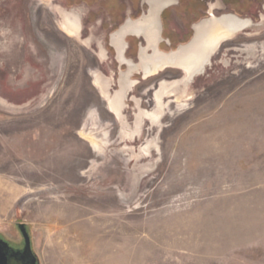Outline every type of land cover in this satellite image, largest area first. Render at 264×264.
I'll list each match as a JSON object with an SVG mask.
<instances>
[{"label": "rangeland", "instance_id": "1", "mask_svg": "<svg viewBox=\"0 0 264 264\" xmlns=\"http://www.w3.org/2000/svg\"><path fill=\"white\" fill-rule=\"evenodd\" d=\"M175 1L165 54L212 17L252 26L190 85L132 76L120 115L111 40L147 0H0V234L25 225L39 264H264V0Z\"/></svg>", "mask_w": 264, "mask_h": 264}, {"label": "flooded vegetation", "instance_id": "2", "mask_svg": "<svg viewBox=\"0 0 264 264\" xmlns=\"http://www.w3.org/2000/svg\"><path fill=\"white\" fill-rule=\"evenodd\" d=\"M155 2H157V0H147L146 4L148 5V8H149L148 14L144 15L142 17V19H140L138 21L128 20L126 25L123 26L119 32H117L116 34H114L112 36L111 48H113L114 51L116 52V56H117L116 59H118V61L121 64H123V66H127V71L122 73L120 76V80H119L120 90L113 96L112 103H111L112 108L116 109V111L120 115L122 114L124 106H125L124 101L126 99V96L128 95L129 92H131L133 87L137 84V82L132 80V76H134L135 74L142 75L144 79H149V77L151 78L154 76H158L159 74L164 73L165 71H167L169 69H174V70L186 72V70H184L182 68H172V67L165 66L166 68H164L162 71L158 72L155 75L152 74V72L154 70H156L155 68L158 66V65L155 66L157 61L160 62L158 64H161L163 57L172 56L175 54H180L182 49L191 45L190 44V45H186V46H181L178 51L171 52L169 54L160 53L159 51H157L156 47L159 46L160 43L162 42V38L160 37V34H159L161 32L160 20H156L155 22H153V21L150 22L151 25H149V23H147V22H146V24L144 23V18L147 17L151 11L155 10L154 9ZM168 3H169V5L166 6L164 9L171 7V6H174L177 2L175 0H169ZM230 16H236V15L227 14V15H224L220 18L212 17L210 19H206V20L202 21L201 23L195 25L193 27V31H194L195 36H194V40L192 43L195 42V38H196V34H197V28L199 27V25H201L202 23L209 22V21L214 20V19H221L223 17H230ZM245 20L249 21V23H252V21L249 19H245ZM65 25L68 27L67 29H71L72 31L79 33L80 26H81L80 25V18L77 15H68L67 17H65ZM128 37H134L137 40H141L140 48H139L140 51H139V62L138 63H133L132 61L127 60L125 57L127 50L129 49L127 41H126ZM143 38L145 39V41L147 43L145 49H143ZM221 42L222 41H220V42L218 41L217 44L216 43L212 44L211 42L207 43L206 41H204L201 43V47L202 46L203 47L201 48L202 50L198 51L197 58L199 60H201L203 57H205L207 55V56H209L208 57L209 62H206V65L204 67L203 72L199 75H196L195 77H197V76L199 77V76L203 75L205 72H207L208 68L212 65V60H213L214 56L216 55L217 48L219 47ZM148 51H150V52L148 53ZM190 54L192 55L195 53H190ZM152 59H153V61H152ZM184 59H185L184 56L177 59L175 64H178V65H176V66L179 67L180 65L185 64ZM185 60L187 62L190 61L188 58H186ZM162 63H163V61H162ZM198 64H200V62H198ZM165 65H166V63H165ZM185 74L187 75V72ZM192 81H191V83H192ZM159 95H160V93H158L157 99L162 98L161 97L162 95L160 97H158ZM110 112L114 115L113 111H110ZM142 119H143V113L140 114L139 116H137L138 134H139V132H141L140 129H141V124H142ZM0 240L5 241L10 248L8 250L7 249L5 250L3 248V246L0 245V257H1V259L3 257H5L6 264H30L28 260H25V261L21 260V256H20L19 252L23 251L24 246H22V247L16 246V245L10 243L1 234H0Z\"/></svg>", "mask_w": 264, "mask_h": 264}, {"label": "bare ground", "instance_id": "3", "mask_svg": "<svg viewBox=\"0 0 264 264\" xmlns=\"http://www.w3.org/2000/svg\"><path fill=\"white\" fill-rule=\"evenodd\" d=\"M169 0H157L154 4V9L153 11L150 12V14L144 18V23L146 24L150 22H155L156 20H159V17L162 13V10L169 5ZM252 26V23H249V21L239 18L237 16H230V17H223L221 19H214L206 23H202L199 25L197 28V34L195 38V42L192 43L190 46L184 48L181 50L180 54H175L172 56H165L163 57V64L161 61V64L159 61L156 62L155 66H157L152 74L155 75L158 72L162 71L165 66L172 67V68H182L186 70L187 76H188V81L187 85L191 83L193 78L196 75H199L203 72L204 67L206 65V62H209V56L203 57L201 60L197 58L198 56V51L202 50L201 48V43L206 41L207 43H216L219 41H223L225 39L234 37L238 34H241L244 32L246 29L250 28ZM160 34V33H159ZM190 53H195V54H190ZM182 56L188 58L190 61H186L184 59V63L180 65L179 67L176 66L178 64L176 63V60L181 58ZM153 61V59H152ZM200 62V64H198ZM147 77V76H146ZM160 92V97L162 94ZM158 103L161 104L162 102L160 98H158ZM159 110V109H158ZM154 120V119H153Z\"/></svg>", "mask_w": 264, "mask_h": 264}, {"label": "water", "instance_id": "4", "mask_svg": "<svg viewBox=\"0 0 264 264\" xmlns=\"http://www.w3.org/2000/svg\"><path fill=\"white\" fill-rule=\"evenodd\" d=\"M194 36H195V34H194ZM193 40H194V37L188 45L192 44ZM19 229H20L22 237L24 239V249H23V251L19 252V254L21 256V260L22 261L28 260L30 264H39V260L36 256V254L33 252L32 241H31L30 235L27 231V228L25 227V225L20 224ZM0 245H2L5 250L10 249L8 244L3 240H0ZM0 264H6L5 257H3L2 259L0 257Z\"/></svg>", "mask_w": 264, "mask_h": 264}, {"label": "crops", "instance_id": "5", "mask_svg": "<svg viewBox=\"0 0 264 264\" xmlns=\"http://www.w3.org/2000/svg\"><path fill=\"white\" fill-rule=\"evenodd\" d=\"M176 2H177V1H176ZM176 4H178V2H177ZM176 4H175V5H176ZM169 8H170V7L164 9V10L162 11V13H163L165 10L169 9ZM162 13H161V15H162ZM161 15H160V17H161ZM160 17H159V20L161 19ZM160 25H161V20H160ZM160 37L162 38V26H161ZM143 39H144V38H143ZM144 41H145V39H144ZM145 42H146V41H145ZM146 44H147V43H146ZM179 48H180V47H179ZM179 48H178V49H179ZM156 49H157V51H159L160 53H162V52L159 50V46H157ZM178 49H177V51H178ZM152 52H153V51H152ZM175 52H176V51H175Z\"/></svg>", "mask_w": 264, "mask_h": 264}]
</instances>
